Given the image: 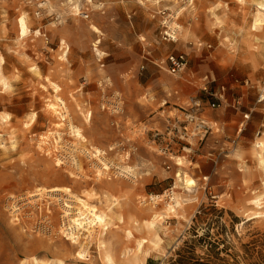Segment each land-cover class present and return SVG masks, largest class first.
Returning a JSON list of instances; mask_svg holds the SVG:
<instances>
[{
  "label": "rangeland",
  "instance_id": "374dc122",
  "mask_svg": "<svg viewBox=\"0 0 264 264\" xmlns=\"http://www.w3.org/2000/svg\"><path fill=\"white\" fill-rule=\"evenodd\" d=\"M187 1L0 0L6 82L0 84V264L32 256L101 264L91 236L87 260L75 259L77 247L57 234L67 224L65 198L46 193L67 187L77 196H100L108 191L101 181L109 178L121 219L103 239L117 260L145 239L138 254L144 261L134 264H264V217H248L249 200L261 193L264 178L252 156L264 132V99L257 101L264 96V26L251 29L256 6L250 0ZM181 7L177 41H162V16ZM20 16L30 34L19 40ZM91 24L102 33L99 55ZM186 29L191 34L183 40ZM170 53L186 60L176 75L162 64ZM55 95L65 102V121L47 109ZM67 120L85 141L72 135ZM200 120L209 127L204 136L196 128ZM95 148L109 168L98 177L103 165L91 156ZM120 166H129L134 178L117 177ZM175 173L196 185L173 189ZM171 190L182 200L177 214L148 231L144 221L162 205L150 197ZM35 192L43 196L30 204ZM153 235L157 245L149 241Z\"/></svg>",
  "mask_w": 264,
  "mask_h": 264
},
{
  "label": "bare ground",
  "instance_id": "6f19581e",
  "mask_svg": "<svg viewBox=\"0 0 264 264\" xmlns=\"http://www.w3.org/2000/svg\"><path fill=\"white\" fill-rule=\"evenodd\" d=\"M242 1V0H238ZM256 6V13L254 15L253 22L251 24L252 30H257L264 26V0H250ZM155 3H158L159 0H154ZM188 2V1H187ZM173 4L174 0H173ZM77 7H74V12H77ZM182 10H185V7H181L180 9L174 10L175 14H178ZM17 26V37L18 39H24L28 37L30 34V30L27 27V23L24 16H20L16 21ZM89 29L91 33L96 36V40L93 43L95 47L94 51L97 55L101 54L97 49V45L100 43V36H102L101 31L94 25H89ZM36 37H39L41 34L39 31L33 32ZM191 34L190 29L184 30V35L182 37L183 40H186ZM60 46L63 48H67V44L62 39L60 41ZM62 57V56H61ZM170 85H174L172 80L168 81ZM0 84L5 87L6 82L5 79L0 74ZM55 92L59 89L58 86H54ZM264 92V90H263ZM167 96H170L168 94ZM167 101L163 102L161 105L166 104ZM48 111L53 114L55 117H58L60 120L65 121L67 116V110L65 107V102L62 98L57 95L54 96V99L47 104ZM91 113L86 112L83 115V119L85 122H89L91 120ZM35 117H32L33 122ZM6 120V119H5ZM55 130L60 129L61 123L55 122L54 124ZM67 126L70 128L72 135L78 141H85V138L82 136L80 129L77 126L71 124L69 120H67ZM45 139H41V142ZM44 142V141H43ZM57 147V142L55 145H52V148ZM254 151L252 152V156L256 161L257 166L260 168L261 172L264 173V132L260 137L257 138L254 143ZM46 153L50 154L49 149L46 148ZM103 154V151L95 148L92 153V157L98 158V161L102 163L103 168L98 170L97 177L105 173V171L109 170L108 166L102 161L100 154ZM125 158V157H123ZM57 164L61 163L59 159H54ZM176 165H181V160L177 159ZM76 170H80V167L76 165ZM117 177H131L134 178L133 170L129 166H120L118 167ZM76 175L72 172H69V177L74 178ZM175 184L173 189H175L178 185H182L186 191H190L196 184L195 181L188 177L187 175L182 176L179 173H175ZM97 180H100L99 178ZM101 181V180H100ZM104 185V188L109 191L111 185L114 184L113 179H105V181H101ZM108 191L102 193V195H98L95 193H83L80 196L74 195L70 188H58L54 187L47 190L49 197L56 198L57 200L62 201V197L65 199L61 204L62 208V217L67 218L66 226L60 225L57 234H62L66 240H69L71 245L76 246L77 249L74 252V257L78 261L87 260V248L89 243V238L94 239L95 246L97 248V258L101 264H134L136 262H143L144 259L140 260V256H138L139 252L142 251L143 244L147 241L145 239H140L136 242L135 249L133 253L131 250H126L120 253L119 260H117L115 254L112 252L109 242H106L103 239L105 231H107L108 226L111 225L114 219L120 220L121 217L118 215L117 211L114 208L119 205V199L115 196L108 194ZM99 193V192H98ZM42 192L30 193L28 195L29 203L32 204L35 201H38L42 198ZM262 196L264 198V178L261 181V193L254 196L249 200L252 208L250 209L251 213L249 216L256 217H264V202H262ZM164 197H168L165 201ZM96 200L99 204H104L103 207L98 208L97 205H94L92 201ZM150 200L154 205L159 206V212H154L151 214L150 218L147 221H144L145 228L148 231H152L158 222L163 219V217L168 216L169 214H177V208L182 205V200L174 193L173 190L169 192V194L156 195L151 196ZM164 201V202H163ZM49 210V208H48ZM14 211L11 213L13 214ZM16 219H14V215L11 216V220L9 222V226L12 227ZM136 224V222H135ZM127 237H132L131 232H127ZM151 244L157 245L158 238L153 235L149 240ZM18 264H65V262L61 259H47L43 260L36 256H32L29 258H21Z\"/></svg>",
  "mask_w": 264,
  "mask_h": 264
},
{
  "label": "built area",
  "instance_id": "2783aa9c",
  "mask_svg": "<svg viewBox=\"0 0 264 264\" xmlns=\"http://www.w3.org/2000/svg\"><path fill=\"white\" fill-rule=\"evenodd\" d=\"M188 0V3H190ZM179 24L177 23V17L176 14L174 13L173 15L171 14H166L162 16L161 18V39L162 41L169 42V43H175L177 41V36L179 34ZM166 69V71L171 74V75H176L180 73L181 71L184 70L186 66V60L184 58V55L182 54H173L170 53L162 63ZM220 96H222L221 91H220ZM264 99L263 94L258 96L257 101L262 102ZM215 104H212L211 107L213 108ZM247 118V117H246ZM187 120L192 122L194 118L192 116H188ZM196 128L200 131V134L204 136L209 127L203 122L199 121L198 124L196 125Z\"/></svg>",
  "mask_w": 264,
  "mask_h": 264
}]
</instances>
